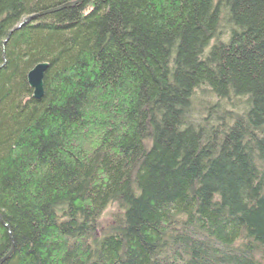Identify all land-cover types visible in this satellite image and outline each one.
<instances>
[{
    "label": "trees",
    "instance_id": "obj_1",
    "mask_svg": "<svg viewBox=\"0 0 264 264\" xmlns=\"http://www.w3.org/2000/svg\"><path fill=\"white\" fill-rule=\"evenodd\" d=\"M70 1L0 0L1 264H264V0Z\"/></svg>",
    "mask_w": 264,
    "mask_h": 264
},
{
    "label": "water",
    "instance_id": "obj_2",
    "mask_svg": "<svg viewBox=\"0 0 264 264\" xmlns=\"http://www.w3.org/2000/svg\"><path fill=\"white\" fill-rule=\"evenodd\" d=\"M81 1L83 0H76V1H70V2L64 3L63 5L57 6L55 8L41 11L40 13L33 15L32 18L56 12L60 9L73 6L76 3L81 2ZM47 68H48L47 63H44V62L38 63L27 74V81L30 87L33 89V97L36 99H40L44 95V75H45ZM12 252H13V246L11 250L0 260V264L6 259H8L10 255L12 254Z\"/></svg>",
    "mask_w": 264,
    "mask_h": 264
},
{
    "label": "rangeland",
    "instance_id": "obj_3",
    "mask_svg": "<svg viewBox=\"0 0 264 264\" xmlns=\"http://www.w3.org/2000/svg\"><path fill=\"white\" fill-rule=\"evenodd\" d=\"M220 32L222 34H224L222 36V39L225 41L226 35H227L226 34L227 33V28H225L224 26H222V28L220 29ZM196 97H197L196 100L194 99V112H193V115H192L193 116L192 119H194L195 121L201 120L203 118V115H207V111H208L209 107L213 103L212 100H214V99H212V97H210L209 92H205V94L202 93V95H201V91H200L198 94H196ZM236 102L239 103L238 100H236ZM221 112L222 111L219 110L217 112V114H220ZM115 210H116V208L114 206H111V207H109L107 209V211L104 213V215L102 217V224L103 225H107L108 222H110L111 215H112V213Z\"/></svg>",
    "mask_w": 264,
    "mask_h": 264
}]
</instances>
